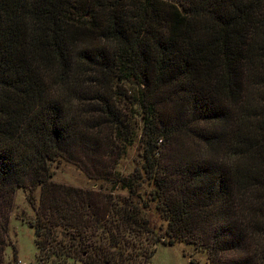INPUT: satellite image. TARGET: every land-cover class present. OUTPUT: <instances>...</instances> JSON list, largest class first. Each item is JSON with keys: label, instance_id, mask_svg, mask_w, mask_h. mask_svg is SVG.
I'll return each mask as SVG.
<instances>
[{"label": "trees", "instance_id": "16d2710c", "mask_svg": "<svg viewBox=\"0 0 264 264\" xmlns=\"http://www.w3.org/2000/svg\"><path fill=\"white\" fill-rule=\"evenodd\" d=\"M137 112L139 167L51 181L89 136L131 143ZM16 188L40 259L147 264L179 241L264 264V0H0V264Z\"/></svg>", "mask_w": 264, "mask_h": 264}, {"label": "rangeland", "instance_id": "374dc122", "mask_svg": "<svg viewBox=\"0 0 264 264\" xmlns=\"http://www.w3.org/2000/svg\"><path fill=\"white\" fill-rule=\"evenodd\" d=\"M119 106L124 107L125 105L120 103ZM126 108L128 111L129 105H126ZM139 117V112L133 117L135 126L133 127L132 133L133 139L129 144L111 141L110 145H105L101 140V143H98L97 141L101 137V131L100 134L89 136L86 140H83L82 147L76 149L80 161H69L61 157L52 160L48 165V169L51 172V181L86 188L103 182L98 179L101 170L114 168V170L122 174L132 170L134 167H139V150L141 148L139 143V134L141 132ZM103 132L106 131L104 130ZM158 143V150H162L161 153H165V157L172 155L176 150L187 149L189 144L187 138L182 133H178L168 139L167 144L169 147L165 142L161 141ZM113 158L116 159L115 162ZM95 172H97L98 176ZM143 188L144 190L148 189L147 184L143 185ZM31 194L33 204L35 205L39 198L38 188L33 189ZM151 206L152 204H150V209L144 212V214L147 215L149 221L155 228L160 226V231H162L164 222L158 217ZM32 215L34 213L27 202V191L16 188L14 196L12 197L10 214H8L7 237L9 244L3 248L4 262L10 261L14 257L16 264H57L51 262L49 259L38 258L32 234L33 230L25 222L31 220ZM204 253V251L196 249L191 244L185 242L175 241L171 245L157 243L154 251L149 256L147 264H208Z\"/></svg>", "mask_w": 264, "mask_h": 264}]
</instances>
